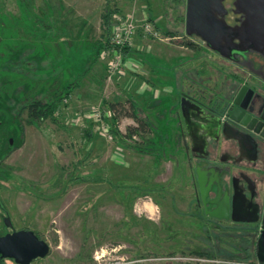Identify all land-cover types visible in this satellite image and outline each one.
Segmentation results:
<instances>
[{"label":"rangeland","instance_id":"1","mask_svg":"<svg viewBox=\"0 0 264 264\" xmlns=\"http://www.w3.org/2000/svg\"><path fill=\"white\" fill-rule=\"evenodd\" d=\"M175 3L0 0V196L16 230H32L50 245L49 255L32 264H107L113 259L125 264H259L252 260L257 226L208 219L203 207L196 206L199 191L203 201L208 186L198 176L190 187L191 177L182 169L173 177L171 154L182 148L185 133L177 132L176 115L183 117L184 95L196 98L204 90L222 98L224 87L233 86L235 79L236 86L241 72L243 80L263 89L264 81L216 55L215 61L208 57V68L202 67L207 54H199L193 65L200 76L166 86L167 95L151 103L141 99L136 76L130 77L136 84L131 79L122 85L117 75L109 80L102 61L119 16L143 19L151 9L161 37L171 38ZM133 45L134 40L127 50ZM258 58L256 65L263 67ZM130 97L137 113L146 114L153 125L146 154L98 132L91 116L92 108H99L109 129L108 105L128 108ZM36 99L57 101L58 106L51 118L30 123L22 109ZM197 103L209 105L206 99ZM134 124L124 117L118 127L125 132ZM184 150L179 156L187 155ZM195 252L211 256L199 261Z\"/></svg>","mask_w":264,"mask_h":264},{"label":"crops","instance_id":"2","mask_svg":"<svg viewBox=\"0 0 264 264\" xmlns=\"http://www.w3.org/2000/svg\"><path fill=\"white\" fill-rule=\"evenodd\" d=\"M225 5L232 10L226 17L227 24L235 28L241 26L245 22V16L235 13V8L231 0L226 1ZM175 6L177 13L170 19V24L174 30H171L172 37L167 41L150 40L145 39L141 31L137 32L133 39V48L128 50V56L124 60L123 69L117 75L122 85L128 82L132 83L133 79L130 77L136 76L135 78L138 80L137 85L138 87L141 86L138 88V91L143 92V97L141 99L144 102H160L162 97H164L165 94L167 95L168 91L166 86H172L176 84L178 80L180 81V79L188 81L194 74L199 77L200 73L193 65L194 59L198 57L197 55L199 54H207L205 58H202L200 63L202 67L206 66V68L211 64L208 57H211V59L215 61L214 55L227 61V64L233 68L248 69L251 67V63H255V67L258 68L256 65L259 61L258 56L260 57V53L263 52L264 49L263 46L255 40V37L247 42L243 39V35H239L236 32V34L233 33L229 35L231 39L229 41L226 40L227 38L225 36H221L210 43L207 41L206 36L198 29L188 33L187 0H176ZM146 20H151L158 28H161L151 9L148 10L143 19H140V17L138 18V21L141 23ZM211 21L212 20H210V23L212 24ZM102 58L105 67L109 70L110 62H107V58H105V60L104 57ZM216 68L217 67H215V69ZM132 84H136V82L133 80ZM173 93L171 92V95ZM128 99L132 100L131 97ZM176 108L177 106H174V109ZM176 116L178 118V115ZM139 117L148 123V132L154 134L153 125L148 120L147 115L141 114ZM134 122L136 123L135 120ZM194 122V125L188 123L187 127H185V123H183V125L179 124L177 132L188 133L190 131L189 126H193V132L196 137L206 141V150H194L196 156H193V159H191V157L187 155L181 154L179 156V150L183 149V147L177 148L176 150L178 153L175 155L174 153L171 154L173 160L176 162V166L173 165L171 172L173 177L176 173H180V169H182V173L191 177L190 179L192 182L190 183V187L196 186V179L199 176L204 186H208V191H210L218 189L219 184L216 183L218 177L219 179L222 178L225 186L228 187L230 185V175L228 174L223 177L221 175V172L229 168H232L235 172L240 170L250 176L253 175L258 177V175H260L258 172L259 167L253 166V164L256 163L255 156L257 155L255 148L251 150L252 157L249 158V149L240 146L238 149V154L240 155V160H238L239 164L234 165L229 161V158H222L225 153H227V145H220L217 148L211 147L209 134H217L221 131L216 121V124L213 123L214 121L212 122V120L205 121L203 115V117L194 118ZM136 125L137 123L134 124V126ZM155 132H159V130L155 129ZM148 139L152 140L150 135ZM199 153L200 155L198 156ZM207 153H211V157L207 156ZM155 163L156 168L158 162L155 161ZM240 186L244 196H248L246 192L248 189L246 183L244 182ZM259 189L264 193V185H259ZM263 193L262 197H264Z\"/></svg>","mask_w":264,"mask_h":264},{"label":"flooded vegetation","instance_id":"3","mask_svg":"<svg viewBox=\"0 0 264 264\" xmlns=\"http://www.w3.org/2000/svg\"><path fill=\"white\" fill-rule=\"evenodd\" d=\"M260 58L264 60V50L260 53ZM250 66L249 70L253 72V77H260L259 79L264 81V66L256 68L255 63H251ZM249 70L247 69V71ZM244 76V72H241V76L238 78L240 80L239 86H230V84H228L227 88L224 87L225 89L222 91V98H214V95L210 96V91L206 93L204 90L203 92H197L198 97L192 98H194L197 102L201 99H206L209 102V105L204 104L203 106L208 110L209 114H204V118L212 120V122L214 121L213 123L216 121L218 125H221V127H219L221 129L219 133L209 134L210 144L212 145V143H216L213 148H217V146L220 145H227V153H225L222 158L224 159L227 157L232 164L237 165L239 164L238 160H240V155L238 154L240 143L243 148L249 149V158L252 157L251 150L256 147V163H254L253 166L259 167L258 172L260 175H258V177L253 175L250 176L240 170L235 172L232 168L224 170L221 172V175L222 177L228 174L230 175V185L228 187L225 186L222 178L219 179L218 177L216 181V183L219 184L218 189L210 191L203 190V194L205 195L203 201L201 197L202 194L199 191L196 206L198 208L203 207L206 217L218 223L232 222L235 224L240 223L256 225L257 228L252 234L251 240L253 242H257L258 236L262 231L261 218L264 216V197H262V190L259 189V185H264V138L254 135V139H252L246 135L238 134L233 130L234 128L240 129L237 125L231 124L230 127V124L227 125L226 123L228 121L227 114L229 111L236 108L234 101L240 93L241 104H247L249 109L252 108V115L254 117L260 119L264 116V89L261 86L249 83L248 81L250 80H243ZM215 85L216 84L213 85V88ZM244 86H247L248 89L243 90ZM219 120H222V123H220ZM178 122L180 125L185 123V127H187L186 121H184L183 117L179 114ZM189 129L190 131L181 137V142L179 143L187 152V156L193 159V156H196L194 150L200 149H198L199 144L197 143V145H195L194 143V141H196V135L193 132V126H189ZM224 129L226 130L225 134L223 133ZM199 155L200 153L198 156ZM206 155L211 157V153H207ZM244 182L248 188L246 190L248 196H244L242 193L240 185ZM0 199L2 205L6 208L1 196ZM0 216L2 219V232L0 236H3L6 232H12V230L9 229L7 231L5 228L4 219L6 217V212L1 206ZM6 260L9 259H4V264H6Z\"/></svg>","mask_w":264,"mask_h":264},{"label":"water","instance_id":"4","mask_svg":"<svg viewBox=\"0 0 264 264\" xmlns=\"http://www.w3.org/2000/svg\"><path fill=\"white\" fill-rule=\"evenodd\" d=\"M228 0H187V31L198 29L206 36L208 42L225 36L226 40L230 34L243 35L247 42L253 37L264 49V0H231L235 8V13L243 14L245 22L239 27H231L226 22V17L232 11L226 7ZM253 18V19H252ZM212 20V24L210 23ZM206 22V23H205ZM233 43V42H232ZM248 89L247 86L243 90ZM182 99L181 110L186 123L194 125V118L203 117L209 114L208 110L201 104L197 103L194 98L184 95ZM241 93L236 97L234 105L236 108L227 114V125H237L240 129L233 130L238 134L246 135L254 139V135L264 138V116L256 118L252 115V108L247 104H241ZM205 119V118H204ZM209 121V119H205ZM222 123V120H219ZM212 123V122H207ZM221 127V125H219ZM225 128V127H224ZM225 129L223 133L225 134ZM200 140V142H199ZM13 141L11 140V144ZM195 145L199 144V151L206 150V141L196 137ZM241 146V143H240ZM255 147V151H256ZM0 206L6 212L4 219L5 228L12 232H6L0 236V258L1 260L9 259L16 264H32L38 258H45L50 253V245L44 239H41L34 231L28 229L16 230L12 223L9 212L2 205ZM262 231L256 242V256L260 264H264V216L261 218Z\"/></svg>","mask_w":264,"mask_h":264},{"label":"trees","instance_id":"5","mask_svg":"<svg viewBox=\"0 0 264 264\" xmlns=\"http://www.w3.org/2000/svg\"><path fill=\"white\" fill-rule=\"evenodd\" d=\"M105 24L107 27L109 26V17L105 16L104 19ZM126 49V50H125ZM124 49V54L128 52V47ZM249 70V68H248ZM237 78H239L237 76ZM244 79V77H243ZM235 80H233V85L235 84ZM237 81L240 82L239 79ZM232 83V82H231ZM240 83H238L236 86H239ZM57 101H54L53 103H49L47 99H36L35 101L25 105L22 109V111L27 110L29 115V121L32 123L33 121H45L48 118H51L53 116V113L55 112L58 104ZM130 111L125 106V104L121 103H110L109 110L112 112V117L109 125L108 132L112 136L114 142L120 146H125L131 151H138L141 154L147 153V148L145 149L146 145H149L153 141L151 139H148L149 135H151V132H148L147 127H149L148 123L145 122L143 119H141L137 113L136 104L133 100H128ZM124 117H130L134 119L137 123L136 126L130 125L126 128L125 132H122L119 129V123ZM99 132V131H98ZM88 133H93V130H89ZM155 135V134H154ZM140 139L141 142H134L133 140H136L134 138ZM136 140V141H137ZM151 140V141H150ZM144 147V148H141ZM145 153V154H146ZM157 157V156H156ZM159 160L158 158H156ZM156 160V161H157ZM70 180H76L75 178H70ZM37 234V233H36ZM41 238V237H40ZM42 239V238H41ZM254 243V242H253ZM256 243V242H255ZM194 254H197L199 257H210L211 255H208V253L205 252H195ZM253 261L255 263H258L256 252L253 254L252 257ZM0 264H4V260H1L0 258Z\"/></svg>","mask_w":264,"mask_h":264},{"label":"built area","instance_id":"6","mask_svg":"<svg viewBox=\"0 0 264 264\" xmlns=\"http://www.w3.org/2000/svg\"><path fill=\"white\" fill-rule=\"evenodd\" d=\"M114 32L112 36V46L111 48H107L104 52L105 58L110 57V64H109V80L114 76L118 75L123 69V59H122V49L129 47L133 42L134 35L141 31L143 37L145 39L150 40H160V41H167L169 39L162 38L160 29L152 22V21H145L143 23H139L138 19H136L132 15H128L126 17H118L114 23ZM91 116L96 122V130L101 131L106 135L107 138L112 139V136L108 132L107 126L103 125L102 114L100 109L92 108ZM136 139V137L134 138ZM104 256H97L96 259L100 260L103 259ZM199 261H204V258H196ZM16 264V263H15ZM107 264H125L124 259H113L110 260ZM260 264V263H259Z\"/></svg>","mask_w":264,"mask_h":264}]
</instances>
